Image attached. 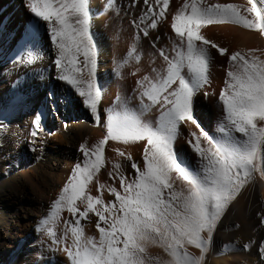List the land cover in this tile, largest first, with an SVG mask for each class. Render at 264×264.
I'll return each mask as SVG.
<instances>
[{
    "label": "snow or ice",
    "instance_id": "1",
    "mask_svg": "<svg viewBox=\"0 0 264 264\" xmlns=\"http://www.w3.org/2000/svg\"><path fill=\"white\" fill-rule=\"evenodd\" d=\"M112 2L108 0L109 6ZM142 3L146 9L131 22L137 32L131 38L127 59L120 58L123 65L134 69L127 73L133 86L129 94L117 95L106 113L100 109L104 85L97 78L98 34L92 31L98 12L90 7V0H27L30 20L18 47L7 56L16 79L7 101H0V127L17 112L30 109L33 127L31 139L25 141L30 151H35L42 118V113L31 107L40 84L30 74L43 78L36 66L46 43L55 48L57 75L53 79L68 86L62 97L54 99L53 92H47L52 111L61 103L83 105L97 124L103 121L102 138L79 146L82 159L35 229L47 239L46 244L40 239V244L53 253L62 251L70 264H204L226 209L255 173L264 176V60L251 54L254 49L247 55L229 53L201 34L202 27L214 24L239 25L264 34V0H247L243 10L235 3L184 0L170 18L174 33L170 48H156L160 37H154L147 63L139 39L148 38L150 30L168 22L169 0ZM132 6H137L136 0ZM213 50L226 57L230 68L219 94L222 119L210 135L201 126L196 98L200 93L208 95L203 90L209 83ZM182 132L191 155L175 147ZM109 141L125 146L139 142L143 157L142 164H130L133 179L117 174L120 190L97 184L98 193L106 190L115 198L106 202L102 194H90L88 185L104 166ZM112 150L132 160L122 149ZM177 180L183 189H176ZM65 210L73 220L65 221L66 227L57 235L51 224ZM89 213L97 217L98 240L86 236L81 225ZM260 224L264 225V216ZM150 245L162 248L168 259L155 258L154 262L148 253ZM189 248L198 249L199 255ZM258 251L264 261V241Z\"/></svg>",
    "mask_w": 264,
    "mask_h": 264
},
{
    "label": "bare ground",
    "instance_id": "2",
    "mask_svg": "<svg viewBox=\"0 0 264 264\" xmlns=\"http://www.w3.org/2000/svg\"><path fill=\"white\" fill-rule=\"evenodd\" d=\"M207 2L235 3L240 5L242 10L247 7V0ZM26 3L27 0H0V101H7L16 79L14 66L7 61V56L18 47L25 26L30 20L31 14L26 8ZM183 3L184 0H169L166 10L168 22L162 23L158 30H150L148 38L140 37L139 46L145 63L152 52L150 45L154 37H160L159 41L155 42L156 48H170V38L174 36L169 26L170 18ZM136 5L132 6V0H114L110 6L108 0H90V7L94 12H98L93 18L92 31L98 34L97 78L104 85V98L100 105L101 112L104 113L113 106L117 95L129 94L133 86V78L127 73L134 69L123 65L120 58L127 59L126 53L131 38L137 32L131 22L146 9L142 0H136ZM201 34L227 48L229 53L241 51L247 55L249 50L254 49L256 51L251 54L264 60V34L255 30L233 24H214L202 27ZM213 53L209 67V83L203 90L208 95L204 97L203 93H200L196 98L201 126L210 135L216 130L217 122L222 119L219 94L225 88L226 72L230 68L225 56L215 54V50ZM54 59L55 48L46 43L42 50V59L36 66V72L43 73V78L35 73L30 74V78L40 84L33 93L31 107L42 113L35 151H30L25 143L31 139L29 132L33 127L34 117L30 109L17 112L0 127V264H70L62 251L53 253L41 245L40 239H44L45 244L47 239L35 229L38 222L50 212V205L57 198L74 165L82 159L79 146L82 143L91 145L98 141L102 138L104 129L103 121L97 124L90 111L83 105L66 106L61 103L52 111L46 99L47 92L52 91L55 99L65 95L68 87L64 82L53 79L57 75L53 65ZM78 59L82 60V57ZM82 74L86 77L87 69H84ZM192 130L196 131L194 126ZM114 147L122 149L126 155L130 154L132 160L128 161L119 156L112 150ZM175 147L191 155L183 132ZM142 157L139 142L125 146L109 141L105 145L104 166L88 185L90 194H102L106 202L114 201V196L106 190L98 193L97 184L120 190L117 174L129 180L133 179L134 170L130 164H142ZM116 165H119L118 169ZM174 186L177 190L184 187L179 180ZM78 206L83 207L79 202ZM261 216H264V178L260 173H255L252 181L246 185L219 222L212 253L207 256L204 264H264L258 251L260 243L264 241ZM72 220L71 214L65 210L59 220L51 226L57 235H60L66 227L65 221ZM96 221L97 217L89 213L87 219L81 220V225L86 236L98 240ZM101 226H104L102 222ZM246 244L249 245L247 249L244 248ZM224 245L228 247L225 249ZM189 251L199 255L198 249L189 248ZM148 253L154 258V262L155 258L168 259L163 249L155 245L148 247Z\"/></svg>",
    "mask_w": 264,
    "mask_h": 264
},
{
    "label": "rangeland",
    "instance_id": "3",
    "mask_svg": "<svg viewBox=\"0 0 264 264\" xmlns=\"http://www.w3.org/2000/svg\"><path fill=\"white\" fill-rule=\"evenodd\" d=\"M262 178H264V176H262ZM239 196H240V195H239ZM238 198H239V197H238ZM238 198H237V199H238ZM237 199H236V200H237ZM236 200H235V201H236ZM235 201H234V202H235ZM234 202H232V203H234ZM232 203H231V204H232ZM231 204L229 205V207L231 206ZM229 207H228V208H229ZM228 208L226 209L225 214L227 213ZM222 218H223V217H222ZM218 225H219V224H218ZM217 229H218V226H217ZM216 232H217V230H216ZM216 232H215V233H216ZM214 235H215V234H214ZM211 253H212V245L210 246L208 252L205 254L204 262H205L207 256H208L209 254H211Z\"/></svg>",
    "mask_w": 264,
    "mask_h": 264
}]
</instances>
